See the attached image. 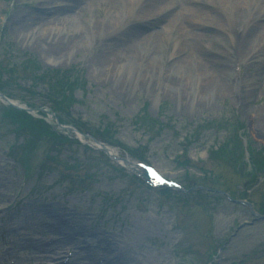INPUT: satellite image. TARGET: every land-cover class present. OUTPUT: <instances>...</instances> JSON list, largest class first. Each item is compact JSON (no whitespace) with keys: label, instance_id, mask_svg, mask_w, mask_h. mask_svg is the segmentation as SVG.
Listing matches in <instances>:
<instances>
[{"label":"rangeland","instance_id":"rangeland-1","mask_svg":"<svg viewBox=\"0 0 264 264\" xmlns=\"http://www.w3.org/2000/svg\"><path fill=\"white\" fill-rule=\"evenodd\" d=\"M46 2L0 0V90L34 108V115L71 142L55 146L45 137L25 151L20 147L25 137L16 135L20 127L0 120V264H59L47 246L38 253L11 249L18 236L51 241L58 236L53 225L67 217L80 218L86 229L58 227L68 239L58 250L67 257L79 244L105 258L104 264H264V131L252 123L264 110V52L254 57L256 47L236 54L230 37L208 38L195 55L217 59L226 50L222 73L210 69L197 77L195 60L191 72L183 74L189 82L168 86L163 80L178 76H153L148 84L138 79L124 89L121 81L95 75L88 56L96 49L79 45L77 56L53 62L34 39L17 33L16 13H35ZM105 6L91 7L94 16L103 17ZM85 11L89 16V8ZM234 20L242 25L247 16ZM52 21L48 16L44 27ZM162 47L166 57L171 43ZM221 83L228 84L226 94L219 92ZM4 105L0 98V115ZM38 108L46 114L39 115ZM58 120L69 127L57 126ZM92 136L110 143L117 156L88 145ZM131 160L150 164L171 188L176 182L184 188L153 189L158 180L138 175ZM228 198L250 202L257 216L251 206ZM71 252L68 264L87 261L83 253Z\"/></svg>","mask_w":264,"mask_h":264},{"label":"bare ground","instance_id":"bare-ground-1","mask_svg":"<svg viewBox=\"0 0 264 264\" xmlns=\"http://www.w3.org/2000/svg\"><path fill=\"white\" fill-rule=\"evenodd\" d=\"M57 1L48 0L35 13H16L12 22L17 33L25 32L28 41L34 39L36 48L39 47L41 53L52 61L77 56L79 45L86 49L95 48L88 56L95 75L121 81L124 89L135 85L138 79L143 85L148 84L153 76H165L166 79L171 75L178 76L170 82L163 80L167 85L179 84L183 79L189 82L190 76L183 78V74L191 72L195 60L197 77L210 69L215 74L222 73L228 64L226 50L217 53V59L195 55L208 38L223 41L230 37L236 54H243L248 49L253 51L256 47L259 49L254 57L264 52V0H65L67 4L61 6L57 5ZM99 2L106 4V12L98 18L91 7ZM71 8H79V12L74 14L70 12ZM87 8L89 16L85 11ZM181 13L185 19L183 23H178L177 16ZM242 14L247 16V20L241 25L234 19H241ZM48 16L53 17V21L44 27ZM44 34L47 36L43 37ZM256 38L258 41L254 46ZM167 42L172 48L166 57H162V46ZM189 47L191 50L187 49ZM220 88L219 92L226 94L228 84L221 83ZM246 97H250L249 92L244 101ZM252 123L264 131V110L255 113ZM115 152L110 148L109 153L113 157ZM144 174L150 177L149 173ZM58 220L71 230H86L80 218ZM121 234L117 236L121 237ZM108 244L110 248L113 246ZM33 246L40 247L39 244ZM121 250L124 247H120ZM129 250L124 251L130 255L132 251Z\"/></svg>","mask_w":264,"mask_h":264},{"label":"trees","instance_id":"trees-1","mask_svg":"<svg viewBox=\"0 0 264 264\" xmlns=\"http://www.w3.org/2000/svg\"><path fill=\"white\" fill-rule=\"evenodd\" d=\"M24 66H26L24 73L25 75H27V70H28L27 62L23 64V67ZM5 69L6 67L4 66L2 70ZM8 73L10 74V72ZM5 109H6L4 113L6 117L5 120L11 121L14 126H16L15 124H17L18 127H20L21 129L19 131V134L22 133L25 134V136H27L26 143H24L25 145H31L35 142V140L43 139L45 137H47L48 141L50 140L52 143L57 145H63L70 141L69 140L70 138H68L67 135L55 131V128L42 118L34 117L23 110H19L11 106H7L5 107ZM76 127L80 129V126L76 125ZM89 133L95 135L93 131H89ZM225 149L226 147H223L221 150L223 153L222 156L225 155L224 153Z\"/></svg>","mask_w":264,"mask_h":264},{"label":"water","instance_id":"water-1","mask_svg":"<svg viewBox=\"0 0 264 264\" xmlns=\"http://www.w3.org/2000/svg\"><path fill=\"white\" fill-rule=\"evenodd\" d=\"M2 97H4L2 94H0ZM12 105H14L15 107H17V108H23V109H25L24 107H22V106H18V105H16V104H13L12 103ZM26 110H28V111H31V109H26ZM104 148H106V147H104Z\"/></svg>","mask_w":264,"mask_h":264}]
</instances>
